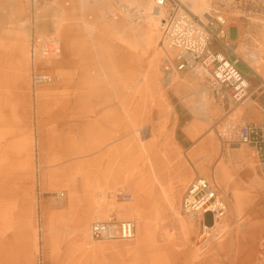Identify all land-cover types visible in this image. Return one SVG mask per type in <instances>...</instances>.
Returning <instances> with one entry per match:
<instances>
[{
	"label": "rangeland",
	"instance_id": "rangeland-1",
	"mask_svg": "<svg viewBox=\"0 0 264 264\" xmlns=\"http://www.w3.org/2000/svg\"><path fill=\"white\" fill-rule=\"evenodd\" d=\"M110 3L92 11L80 0L0 2V167L4 170L0 174V253L16 248V264H264V177L257 155L238 142L223 147L215 130L227 119L244 122L247 116L251 121L259 116V121L263 115L258 104L264 101L260 82L264 79V5L253 0H213L210 14L221 11L243 29L234 59L253 84L252 102L240 104L241 111L238 106L231 109L229 102H217L205 76L198 74V89H206L211 101L209 123L193 111L198 103L189 101L187 88H177L196 72L175 73V82L165 83L159 31L156 39L148 40L142 26H132L126 12ZM141 7L143 14L148 3ZM85 22L95 26L94 36L86 31ZM236 35L233 27L231 37ZM33 36L37 42L56 39L62 44L61 56L40 61L45 71L61 73V81L37 87L38 92L50 93L37 105L30 84ZM215 42L214 49H225ZM252 54L258 58L251 60ZM49 60L54 65L48 66ZM255 63L261 71H255ZM53 93L60 97H50ZM181 104L192 112L186 117V128L198 125L197 136L184 148L174 134L176 107ZM90 122L98 126L85 125ZM104 132L114 135L115 146L126 141L128 148L159 144L161 149H153L157 177H144L147 160L134 163L121 175L108 176L117 161L111 164L103 156L110 146L98 148ZM69 136L94 147L86 151L87 165L72 169L67 161L44 167V146L50 147L56 139L65 145ZM193 148L198 149L195 156L190 155ZM38 165L41 174L52 173L45 186L39 184ZM198 176L230 199V212L221 227L226 233L218 240L205 241L181 209L189 184ZM255 180L259 185L254 189ZM233 192L241 195L240 208L233 207ZM61 193L64 204L54 206L52 198ZM123 193H131L133 199L125 201ZM128 206L137 210L131 218L137 226L135 240L91 238L89 227L96 216L107 218ZM40 224L70 225L66 231L46 232L65 238L51 254L50 244L39 240ZM187 227L193 232L188 233Z\"/></svg>",
	"mask_w": 264,
	"mask_h": 264
},
{
	"label": "built area",
	"instance_id": "built-area-1",
	"mask_svg": "<svg viewBox=\"0 0 264 264\" xmlns=\"http://www.w3.org/2000/svg\"><path fill=\"white\" fill-rule=\"evenodd\" d=\"M119 3L125 0H116ZM264 5V0H259ZM158 5L166 8L167 14L163 19L162 35L175 54L167 56L165 71L177 70L192 71L201 69L204 76H208L213 96L217 102H229L230 108L243 104L250 94V81L238 67V60L215 52L211 43L217 41L224 47L230 48L228 32L225 22L221 18H213L204 23L192 17L182 10L176 0H158ZM53 46H45L40 50L42 55H49V49ZM56 57L60 55V49L56 51ZM168 54V53H167ZM32 57L36 58V50H32ZM50 75H42L31 68L30 84L33 91L43 84L57 82ZM259 87L258 89H261ZM264 114V101L258 104ZM221 145L229 146L234 142L250 146L257 155L259 166L264 177V120L236 122L224 120L215 128ZM123 199L130 201L133 195L123 193ZM181 208L185 215L194 217L200 226H210L220 237L221 227L230 212V202L219 190L206 178L198 176L188 186L182 201ZM214 228V229H213ZM205 230V229H204ZM201 237L205 239L203 228H200ZM136 227L132 220H123L110 214L105 220L93 222L90 226V234L96 241L131 240L135 237ZM206 241V239H205Z\"/></svg>",
	"mask_w": 264,
	"mask_h": 264
},
{
	"label": "bare ground",
	"instance_id": "bare-ground-1",
	"mask_svg": "<svg viewBox=\"0 0 264 264\" xmlns=\"http://www.w3.org/2000/svg\"><path fill=\"white\" fill-rule=\"evenodd\" d=\"M22 2L23 0H0V2ZM110 1H112L114 4L118 5L120 8H122L124 10V12H126V14L128 15V19L130 20L132 26H136L138 25V27H143L142 33L144 36L148 37V40L151 39H156V34L159 31L160 33V48L164 49V58H163V63H165V60L167 58V56L172 57V54H175L171 49H169L167 42L165 41V39L163 38L162 35V24H163V19L167 14V10L166 8L158 5V0H138L141 3H137L136 0H125L122 3L117 2L116 0H80V3L82 4V6H86L92 9V11H94L93 9H98V7L100 8H104V6H110ZM178 2V4L180 5V7L182 8L183 11H185L187 14L191 15L193 18L196 17L197 19H199L200 21L207 23L209 21H211L214 17L215 18H221L225 23V29L228 32V43L230 42V31L229 28L232 25H235L233 22H229L228 17L223 14L221 11H216L215 14H210V9L213 3V0H176ZM222 1H233V0H222ZM253 1H258L259 0H253ZM148 3V9L142 14L140 12V10H143L145 8L141 7L142 3ZM138 8H135V7ZM93 12H90L87 14V16H89L90 14H92ZM199 16V17H198ZM137 21V22H136ZM22 26L24 25V23H20ZM86 26L85 29L86 31L91 34L92 36H94V31H95V26L91 25L92 23L87 24L85 22ZM243 36V34H242ZM53 46L52 48L49 49L50 52L56 53V51L58 49H60V55L62 54V44L59 40L56 39H50V40H41V42H37V38L36 36H33V39L31 40V48H30V60H31V68L32 70L34 68H36L40 74L42 75H50L52 77H54L56 80L59 79L57 82L61 81V73L56 74V72H49V71H45L41 66H40V61L41 59H53V58H57L59 56L56 57V54L50 53L49 55H42L40 53V50L43 49L45 46ZM230 47H232V44H229ZM211 47H212V43H211ZM224 47V46H223ZM226 48V47H225ZM213 49V47H212ZM229 51L231 50L230 48H228ZM32 50H36V58L32 57ZM214 50V49H213ZM238 50V48H235V53L233 54L236 57V51ZM215 51V50H214ZM216 52V51H215ZM168 53V54H167ZM219 53V52H217ZM221 54V53H219ZM223 55V54H222ZM226 56V55H225ZM231 58L233 60H238V59H234V57L231 56ZM251 60L257 59V55L256 54H252L250 56ZM256 61V60H255ZM257 62V61H256ZM48 66H52L54 65V62L52 60H49L47 62ZM255 68V71L259 72L261 71L258 66L256 65V63L253 66ZM165 71V68H164ZM193 72H196L197 75H193L191 76L189 79H185L182 80L180 82V84H178L177 88H183L188 90L187 93V97L189 99V101H196L198 103V107L193 108V111L195 113H201L203 114L206 119L208 120V122L210 123V118H211V101H210V97H208L207 94V90H202V89H198V83L200 82V78L198 76V74H203L201 69L196 68V70H192ZM181 72H185V71H181ZM65 73V72H64ZM64 73H62L63 78H64ZM175 73H179L177 70L173 69V70H169V71H165L166 77H165V83H170L173 84L175 82ZM66 75V73H65ZM204 75V74H203ZM67 76L70 79V82H75L74 78L72 77L71 74H67ZM137 74L134 73L132 74V78H136ZM198 78H197V77ZM129 77V76H128ZM131 78V75H130ZM210 85L209 82V78L208 76L205 77ZM211 89V86H210ZM35 98L34 101L37 105L38 100L40 102H43L44 98H46L48 95H50L49 92L47 91H40L38 92L37 89L35 90ZM212 91V90H211ZM91 94L94 93V91L90 92ZM54 94V93H53ZM213 95V93H212ZM50 97H55V98H59L60 96L58 94H54V96H50ZM214 97V96H213ZM215 99V98H214ZM252 102V98H248L245 102L244 105H248ZM37 108V107H36ZM236 110H241V107H236ZM198 125L197 124H193L191 127L189 126L187 128V132L190 134V136L192 138H195L198 134ZM114 142H116V139H114V135L112 133L109 132H104L101 136L100 139L98 138V148L99 149H104L106 146H110L109 149L106 150V153L103 154V156L107 157V161L111 160V164H113V162L115 163V161H117V165L114 167H111L108 170V176H113V175H121L122 173H124L125 171L129 170L131 168V166L134 163H138V162H144L145 160L148 161L149 164V170H146V174H144L145 178H152L153 177H157V173L155 170V164H154V160H153V154L155 153V151L153 149H161V146L159 144H151V145H145L143 143L141 144H137L136 146H131L128 148V144L129 141H126L123 145H119V146H115ZM55 143H58V139L55 140ZM198 149L197 148H193L190 152L191 156H195L197 154ZM0 165L2 167V161H0ZM0 167V174L4 172V170ZM41 169L42 167L38 165L37 167V171L38 173H40L39 178L41 179V182L39 180V184H43L44 186L48 183V180L51 179L52 173L49 171H46L44 173L41 174ZM80 172V171H79ZM0 179H1V175H0ZM258 181L255 180L254 181V189L256 187H258ZM174 188V187H173ZM174 191V190H173ZM64 194L61 193L60 196H56L53 197V204L54 206H62L64 204V200L62 199V196ZM229 201L230 199L227 198ZM232 199H233V207L235 208H240L241 204H242V198L241 195L237 192H233L232 193ZM170 201V205L171 207L174 208V201L173 199H169ZM47 207H45L46 209ZM182 209V208H181ZM176 214L181 215V213L179 211H175ZM119 215L123 216V217H129V218H134L136 216L137 210L133 207V206H128L127 208L124 209H120V211H118ZM184 213V212H183ZM115 215V214H114ZM182 216V215H181ZM188 216V215H186ZM189 219H191V221L193 223H195L197 225V230H198V235L201 234L200 228H203L204 231V236L206 241L209 242L212 239L213 236L216 237L217 233L212 230L210 228V226H207V224H205L206 226H200L199 227V222L194 218V217H190L188 216ZM108 218V217H107ZM105 217H102L100 215L96 216L95 220H93V222H96L98 220H105ZM120 219V218H119ZM128 220V219H126ZM134 221V220H132ZM91 222V224L93 223ZM135 223V222H134ZM90 224V226H91ZM217 226L222 227L223 224H219L218 222L216 223ZM136 227V233H135V237L131 240H135L136 236H137V226L135 224ZM205 229V230H204ZM214 229V228H213ZM185 230L188 233H192L193 229L192 227H187L185 228ZM43 231V227L42 225H38V236H39V240H42V232ZM89 233H90V227H89ZM220 233V238H222L226 231L223 232H219ZM91 236V234H90ZM92 238V236H91ZM93 239V238H92ZM94 240V239H93ZM217 240V239H216ZM96 241V240H95ZM124 241H129V240H124ZM98 242V241H97ZM102 242H112V241H102ZM40 247L42 248L43 246L40 245ZM18 259H17V249L13 248V247H7V249H3L0 253V264H14L15 262L17 263Z\"/></svg>",
	"mask_w": 264,
	"mask_h": 264
},
{
	"label": "crops",
	"instance_id": "crops-1",
	"mask_svg": "<svg viewBox=\"0 0 264 264\" xmlns=\"http://www.w3.org/2000/svg\"><path fill=\"white\" fill-rule=\"evenodd\" d=\"M233 27H237V35L235 38L231 37V30ZM230 31V42L229 44H232V47H230V51L228 48H225L224 50H219V49H214V45H216L215 41L212 42V47L216 52H219L223 55L226 56H232L234 57V53H235V48H238V45L240 44L241 40L243 39L242 34H243V29L240 25H232L229 28ZM250 68V67H249ZM252 72V69H250ZM252 78L253 77V73H252ZM250 81V80H249ZM260 82L264 85V79L262 80L260 78ZM253 83L250 81V85H252ZM262 85H260L261 87ZM178 105V104H177ZM177 108V125H176V130H175V139L176 142L178 143V145H180L182 148L186 147V146H190V144H192L193 138L190 136V134L187 132V128H186V124L188 122V119H186L187 115L189 113H192L189 109V107L186 104H181L179 106L176 107ZM261 111V110H260ZM262 113V112H261ZM263 114V113H262ZM264 115V114H263ZM263 115H260V119L259 121L264 120ZM259 116H255V119L253 121H258ZM252 117L247 116L245 118V121H251ZM86 126H91V125H95L98 126L95 122L92 123H85ZM70 142L63 145L60 143H52L50 147H48V145L44 146V167H51L52 165H58L59 162H66L67 161H71V162H67L66 166H68V168H79L81 166H86L87 162L85 158L86 155V151L88 150H93L94 147L90 146L88 144L85 143H80L76 141V138L69 136ZM50 152V153H49ZM60 164V163H59ZM80 171V169H78V172ZM77 173V171L75 170V174ZM74 172L73 170L71 171L70 176L72 177V181H74L73 178ZM131 194V193H130ZM131 201V200H130ZM116 217L123 219V220H133L129 217H123L121 215H119V213L115 214ZM45 224L43 225V233H42V240L44 241V243H49L52 250L48 248L47 252L48 254H51V251L53 252L55 249H57L56 244L58 242H62V239L64 238L63 234H57V233H46L48 231H66L69 228H65V227H70V225L67 224ZM49 246V247H50ZM16 264V262H15Z\"/></svg>",
	"mask_w": 264,
	"mask_h": 264
}]
</instances>
